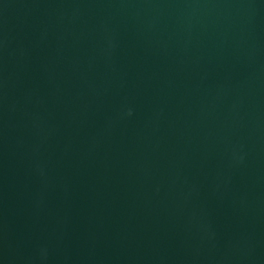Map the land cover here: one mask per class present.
<instances>
[{"label": "water", "instance_id": "obj_1", "mask_svg": "<svg viewBox=\"0 0 264 264\" xmlns=\"http://www.w3.org/2000/svg\"><path fill=\"white\" fill-rule=\"evenodd\" d=\"M0 264H264V0H0Z\"/></svg>", "mask_w": 264, "mask_h": 264}]
</instances>
